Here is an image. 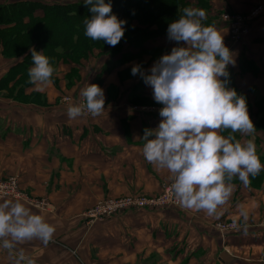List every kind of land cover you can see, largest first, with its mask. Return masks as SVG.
<instances>
[{
  "label": "crops",
  "instance_id": "obj_1",
  "mask_svg": "<svg viewBox=\"0 0 264 264\" xmlns=\"http://www.w3.org/2000/svg\"><path fill=\"white\" fill-rule=\"evenodd\" d=\"M221 1H211L209 20L202 23L215 25L224 34L225 45L235 58V65L228 66L227 86L246 98L256 127L261 119L256 103L264 97V0ZM259 5L263 11L252 22L249 34L232 45L219 13L248 14ZM177 46L183 42L178 44L166 36L146 49L158 48L168 54ZM91 57L79 67L80 74L85 69L92 73L80 86L83 89L99 81L104 89L105 111L99 117L70 119L66 106H53L54 91H49L47 106L41 108L0 101V179L17 176L24 192L45 199L49 205L45 211L25 205L56 229L47 245L34 239L17 244V250H23L35 264H264V258H247L237 252L264 251V224L249 223L243 225L242 234L232 231L222 238L214 226L220 220H252L260 215L263 198L249 184L264 178V170L249 176V184H243L239 191L242 197L236 202L235 187L226 204L218 208V216L171 207L135 210L94 222L84 217V212L104 196L129 192L158 195L171 183L169 173L156 171L142 154L144 129L157 128L162 118L140 116L135 102H156L152 88L144 81L122 84L121 76L129 69L120 67L117 56L95 53ZM155 62L148 65L146 73L150 74ZM59 66L64 76L75 67ZM32 89H26L25 94H43L35 86ZM241 137L242 142L254 140L264 164V129L256 128L253 135ZM224 252L227 260L222 258ZM0 264H14L3 249Z\"/></svg>",
  "mask_w": 264,
  "mask_h": 264
},
{
  "label": "clouds",
  "instance_id": "obj_2",
  "mask_svg": "<svg viewBox=\"0 0 264 264\" xmlns=\"http://www.w3.org/2000/svg\"><path fill=\"white\" fill-rule=\"evenodd\" d=\"M84 3L93 14L84 21V35L115 47L124 37L126 20L113 14L111 3L105 0ZM182 13L169 24L167 34L169 40L183 42V46L162 55L150 74L139 65L131 69L162 105L158 127L145 128L140 137L142 154L156 171L169 173L170 192L181 207L218 216V208L235 190L233 179L248 186L249 176L258 175L264 164L254 140L242 142L233 135L250 136L256 128L246 98L227 86L228 66L235 65V58L225 45L224 34L215 25L202 23L207 19L204 9L185 7ZM30 52L33 66L28 70V82L43 91L53 82L54 67L44 51L30 48ZM80 97L79 103L69 102L70 119L104 113L105 92L98 84L81 89ZM225 130H230L227 137L221 134ZM55 231L54 225L20 199L0 201V249L7 251L14 264H35L23 250H17V244L38 239L47 245Z\"/></svg>",
  "mask_w": 264,
  "mask_h": 264
},
{
  "label": "trees",
  "instance_id": "obj_3",
  "mask_svg": "<svg viewBox=\"0 0 264 264\" xmlns=\"http://www.w3.org/2000/svg\"><path fill=\"white\" fill-rule=\"evenodd\" d=\"M211 1L206 0L202 3L200 0H194L195 4H192L189 0H174V2L172 0H105V3H111L112 13L119 19L132 11L148 9L152 13L146 23L147 27L145 26L148 29L136 28V34L129 35V31L121 39V42L127 41L130 45L135 43V47L139 48L140 52L152 53L162 49L143 48L142 40L150 39L151 36L154 38L168 36L169 24L183 14V8H202L207 13L211 8ZM89 7L84 0H71L50 5L24 1L0 5V44L5 48L2 53L8 58L11 57L8 56L9 53L19 50L21 54L18 57L24 56L6 78L8 85L13 83V86L8 89L17 87L20 97L23 96L24 99L28 96L25 90L32 85L28 82V70L33 66L30 48H35L38 52L44 51V54L50 58L54 70L61 63L75 66L65 76L68 81L71 79L76 81L75 77L80 74V63L92 50L89 48V38L84 35V21L93 15ZM38 10L42 11V15L36 14ZM167 18H171V22L160 26ZM150 26L156 27L158 31L149 29ZM139 40H141L140 43L137 42ZM75 49L79 52L74 53ZM131 56L135 55L130 54ZM94 84L99 85V81ZM240 95L243 96L242 93ZM256 107L261 119L255 128L264 129V97L257 101Z\"/></svg>",
  "mask_w": 264,
  "mask_h": 264
},
{
  "label": "rangeland",
  "instance_id": "obj_4",
  "mask_svg": "<svg viewBox=\"0 0 264 264\" xmlns=\"http://www.w3.org/2000/svg\"><path fill=\"white\" fill-rule=\"evenodd\" d=\"M40 2V3H44V4H58L61 2H65V1H71V0H0V5L2 4H10L13 2ZM174 2V0H172ZM179 1V0H178ZM192 4H195L194 0H189ZM202 3L203 1L206 0H200ZM215 1V0H212ZM218 2H220L221 0H216ZM222 2V1H221ZM220 2V3H221ZM211 3V2H210ZM179 5L181 3H178ZM211 5V4H210ZM261 6V5H259ZM259 6H257L256 8H254V10H256ZM262 7V6H261ZM263 10V7H262ZM253 11V10H252ZM225 13H230V11H225V12H220L219 13V17L221 19V16ZM36 14H40L42 15V11L40 12L39 10L36 11ZM230 14H240L241 16L246 17L248 14H242V13H230ZM149 16V17H148ZM152 16V13L148 11V9L145 10H139V11H132V12H128L126 13V15L124 17H122V20H126V24H125V35H127V33L132 34H136V30L138 28H143V29H148L146 28V23L148 22V19H150ZM135 18H139L138 20H133ZM209 20V18L207 19ZM205 20V22L207 21ZM171 22V18H167L165 21H163L160 26L162 25H166L168 23ZM208 22V21H207ZM253 22V21H252ZM142 23V24H140ZM252 24V23H251ZM251 24L248 26L249 28V32H250V28H251ZM146 26V27H145ZM159 27V26H158ZM137 28V29H136ZM226 28L228 30V38H229V42L234 45V44H238L234 43L231 39V32H230V28L226 25ZM149 29H152L153 31H158V29L156 27H151ZM248 32V34H249ZM166 36H158V38H163ZM158 38H154V36H151L150 39H145L144 41L139 40L137 41L138 43H142L143 44V48L147 45H150L151 42H154L155 40H157ZM138 39V38H137ZM89 42H90V46L88 43V46L91 50V53H89L88 57L83 59L82 63H80V66H82L85 62H88L92 59L91 56H93V54L97 53V54H102V55H112L113 57H116L120 60L119 64L122 65L120 67H125L128 68V71H125V73L123 74V76H121V83L123 84L124 82H126V84L128 86H132L134 84L137 83V81H143L142 77L137 74V75H132L131 74V69L134 65H139L141 67V70L143 72L146 73V69L148 67V65L153 62V61H157L164 53H161V51L159 52H152V53H143L139 51V48L135 47V43L133 45H130V43H128L127 41H120L115 47H112L106 43H104L103 41H93L89 38ZM2 51H5V48L3 45L0 44V101H16L18 103H22L25 104L27 106H35V107H45L47 106V101L49 100L48 98V93L49 91H54L55 92V99H53L54 104L53 106L56 107H68L69 102L71 103H79L81 100L80 97V91H81V81H86L87 79H89L90 75L92 74L89 70L85 69V71H82L81 74H79V76L75 77L76 81L71 79V80H67V76L63 75V71H60V69L62 68V66L60 67L58 65V67L54 70L53 76H52V84H50V86H52V89L50 90H43L42 93L43 94H39V93H35L34 91H29L31 92L26 98L23 99V96L20 97L19 92H18V88H14V89H8L10 87L11 84L8 85L7 82V76L9 75V72L12 70V68L14 66H16L19 62L20 59L23 58L24 56L18 57V55L21 54V51L16 50L14 53H9L8 56L11 57H5L4 54L2 53ZM75 52H79V50L75 49ZM140 52V53H139ZM130 54L135 55V56H131ZM76 82H78L76 88L74 89V91H71V88L73 86H75ZM35 85H31L28 89L29 90H33L32 88ZM240 95V94H238ZM17 96V97H16ZM67 98V99H66ZM137 104V106H135V110L137 109H141V113L140 116H149V117H160L159 116V110L162 107V105L158 104L157 102H154L153 104H149V102L147 100H145V102L142 101H136L135 102ZM139 106H146V107H139ZM154 112V113H153ZM138 115V114H137ZM139 116V115H138ZM257 116H260L257 114ZM230 131L225 130L223 131L221 134L224 135L225 137H227V135H229ZM233 135L236 136L237 139H242L244 137H241V135L239 133H234ZM14 178H17V180L19 181V178L17 176H11ZM9 177V178H11ZM232 183L235 185L236 187V194L234 196V201H238L241 197L242 194L239 193V191L241 190V188L243 187V183L241 181H239L238 178H234ZM171 183L167 184L170 185ZM20 185V182H19ZM165 185L164 188L167 186ZM254 187L255 193H258L260 196H262V207L260 211V215H256V219H241L239 220H220L219 222H217L214 226L215 228L218 230L221 238L224 237V235L229 234L230 232H235L236 233H243L242 230L245 228L243 225L249 224L251 223L252 225L257 224V226L259 225H263L264 224V178H260V179H256L255 181L253 180L250 184L249 187ZM163 188V191H164ZM20 191L22 192V194L25 196L24 199L21 200L22 203L27 204L28 206L35 208V209H39V210H47L49 205L47 204V201L45 199H39L38 197H35L33 195H31L28 192H24L21 187H20ZM162 191V192H163ZM162 192L160 194H162ZM254 193V194H255ZM158 195H146V194H142V193H138L135 194V192H129V193H125L119 196H104L102 197L97 203H95L93 206H91L89 209L86 210V212H84V215L90 211L93 210L95 208H97L98 206H100L103 203H106L109 200L112 201H119L122 200L123 198L126 199L128 197H145V198H154L155 196H159ZM15 200V199H13ZM232 201V200H230ZM226 204V203H225ZM180 204L177 207L174 208H180ZM135 211V210H134ZM132 212V211H129ZM123 214V213H122ZM121 215V214H120ZM85 217V216H84ZM86 218V217H85ZM239 230V231H237ZM237 251V250H236ZM239 254L243 255L244 257L246 256L247 258H254V257H258V259H263L264 258V251L254 254L253 252H244L243 250H238L237 251ZM260 257V258H259Z\"/></svg>",
  "mask_w": 264,
  "mask_h": 264
},
{
  "label": "built area",
  "instance_id": "obj_5",
  "mask_svg": "<svg viewBox=\"0 0 264 264\" xmlns=\"http://www.w3.org/2000/svg\"><path fill=\"white\" fill-rule=\"evenodd\" d=\"M262 7L259 6L253 10L246 17L240 14L225 13L221 16V21L230 28L231 39L234 43L240 42L248 35V26L258 18L262 12ZM89 116H91L89 114ZM24 195L20 191V185L17 178L11 177L7 179H0V201L2 199H24ZM179 206L178 200L170 192V185L164 188V191L159 196L154 198L145 197H128L119 201L109 200L101 204L97 208L88 211L84 216L89 222L103 220L118 216L134 210H162L171 207Z\"/></svg>",
  "mask_w": 264,
  "mask_h": 264
},
{
  "label": "water",
  "instance_id": "obj_6",
  "mask_svg": "<svg viewBox=\"0 0 264 264\" xmlns=\"http://www.w3.org/2000/svg\"><path fill=\"white\" fill-rule=\"evenodd\" d=\"M222 258L225 259V260H227L229 258V256H228V254L226 252H224L222 254Z\"/></svg>",
  "mask_w": 264,
  "mask_h": 264
}]
</instances>
